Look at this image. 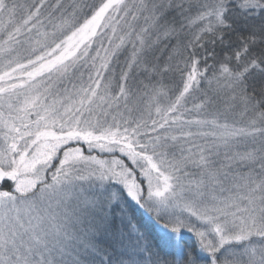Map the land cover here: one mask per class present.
I'll return each mask as SVG.
<instances>
[{
    "label": "snow or ice",
    "instance_id": "1",
    "mask_svg": "<svg viewBox=\"0 0 264 264\" xmlns=\"http://www.w3.org/2000/svg\"><path fill=\"white\" fill-rule=\"evenodd\" d=\"M0 264H264V0H0Z\"/></svg>",
    "mask_w": 264,
    "mask_h": 264
}]
</instances>
